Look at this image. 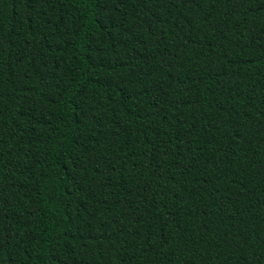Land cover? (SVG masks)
<instances>
[{
  "label": "trees",
  "instance_id": "obj_1",
  "mask_svg": "<svg viewBox=\"0 0 264 264\" xmlns=\"http://www.w3.org/2000/svg\"><path fill=\"white\" fill-rule=\"evenodd\" d=\"M0 264H264V0H0Z\"/></svg>",
  "mask_w": 264,
  "mask_h": 264
}]
</instances>
